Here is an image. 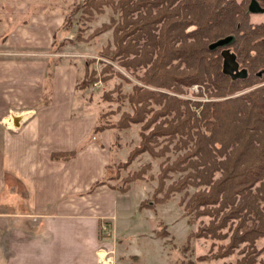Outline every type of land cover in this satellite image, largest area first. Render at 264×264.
<instances>
[{"label": "trees", "instance_id": "16d2710c", "mask_svg": "<svg viewBox=\"0 0 264 264\" xmlns=\"http://www.w3.org/2000/svg\"><path fill=\"white\" fill-rule=\"evenodd\" d=\"M239 4L237 0H83L69 11V19L64 17L63 25L71 23L79 11L88 16L106 8L112 11L110 22L98 28L101 33L112 29V40L100 55L106 60L100 63L104 68L86 69L78 88L111 79L114 72L108 60L121 61L122 67L141 74L136 76L141 85L132 84L126 94L119 89L115 98L111 91L104 93L105 100L117 102L120 109L128 105L129 110H123L115 122H99L92 129L96 135L140 124L138 145L114 168H126L143 153L166 157L157 189L164 195L156 203L183 193L180 203L188 223L209 218L194 235L219 241L228 238L213 257H227L238 250L236 264H264L258 262L260 253L255 250L264 239V90L220 99L233 89L221 90L217 85L219 80L242 81L226 80L214 47L221 36L230 34L225 31L239 16ZM180 65L185 68L179 70ZM193 83L205 85L208 101L179 96ZM254 83L255 79L249 85ZM149 87L173 90L174 95ZM174 174L177 177L166 185ZM140 177V172H134L124 180L130 183ZM103 183L104 178L96 181L89 192Z\"/></svg>", "mask_w": 264, "mask_h": 264}, {"label": "crops", "instance_id": "0c3cea01", "mask_svg": "<svg viewBox=\"0 0 264 264\" xmlns=\"http://www.w3.org/2000/svg\"><path fill=\"white\" fill-rule=\"evenodd\" d=\"M62 24L46 0H0V264H100L101 227L130 208L107 183L89 192L110 147L74 106L78 66L46 73Z\"/></svg>", "mask_w": 264, "mask_h": 264}, {"label": "rangeland", "instance_id": "374dc122", "mask_svg": "<svg viewBox=\"0 0 264 264\" xmlns=\"http://www.w3.org/2000/svg\"><path fill=\"white\" fill-rule=\"evenodd\" d=\"M82 1L46 0V8L62 15L63 19L65 16H68L67 19H69V11L76 3L81 4ZM237 1L241 3V6L244 5L240 11L245 12V2ZM111 14L112 11L109 8L104 9L101 14L94 13L92 16L79 11L71 17V23L65 26L62 24L61 33L58 38L56 36L57 43H54L51 49L48 48L50 49V61L46 71L47 75L52 74L53 68L57 65L70 62L78 66L76 93L73 97L74 106L78 112L82 110L89 111L97 125L99 122L111 124L120 117L123 110H129L128 105H124L120 109L117 102L105 100V92H113L111 96L115 98L118 89L126 94L131 91L132 84L141 85L136 77H141L139 72L133 74L130 70L121 66L123 62L118 60L110 62L108 60L107 65L111 66L114 72L111 79L105 82L98 79L85 89L77 87V83L86 69L88 71L92 69L99 71L104 68L100 63L106 60L100 55L112 40V29L101 33L98 28L110 22ZM242 14L238 12L239 16L235 23L230 25L225 33H233L235 24L243 20ZM187 43L189 42L187 41ZM51 53H57L61 56H50ZM92 60L95 63L87 65V62ZM172 64L176 65L177 61L174 60ZM184 68V65L179 66V70ZM49 78H47L46 83L47 89ZM222 81H217L218 87L221 90L233 89V92L220 99L240 96L258 88L264 90L262 80L259 79H255V83L251 85H249L250 80L237 81L232 84ZM148 89L174 95L171 93L173 90L169 91V89L155 87H149ZM183 91L179 96L190 101L204 102L209 100L205 85L201 83H193L184 88ZM44 101H49L48 94L41 98L38 106H43ZM100 116H102V121ZM139 132L140 124H132L128 129H106L104 133L103 141L106 143V148L110 147L109 168L107 167L105 172L104 182L111 187L113 186L119 192L129 194L127 198L129 199L130 208L119 214L117 213L116 228L115 225L110 226V224L101 227L99 252L104 251L103 256L99 253L102 258L100 264H102V260H106L104 264H236V261L240 258L238 250L227 257H213L218 250V246L226 244L228 238L219 241L197 238L194 235L202 223H208L209 218L203 217L193 223H188L183 204L180 203L183 193H174L168 200L156 203V199L162 198L164 195V192L159 193L158 191L159 172L161 166L167 161L166 157L153 158L149 154L143 153L126 168H114L116 164L124 162L129 152L138 145ZM99 135L100 133L94 135L92 141H100ZM169 156L172 157L170 154ZM134 172H140L141 177L130 183L124 180ZM176 177L177 174H174L171 178L166 179V185L170 184ZM192 190L190 189V191ZM140 200L142 204L140 203L139 209L141 210H138L136 206ZM227 229H224L223 232H226ZM140 233L143 235L140 236ZM255 250L260 253L257 257L258 262L264 261V239L256 243ZM199 257H205V259L199 260Z\"/></svg>", "mask_w": 264, "mask_h": 264}, {"label": "flooded vegetation", "instance_id": "af4514ba", "mask_svg": "<svg viewBox=\"0 0 264 264\" xmlns=\"http://www.w3.org/2000/svg\"><path fill=\"white\" fill-rule=\"evenodd\" d=\"M245 2L246 10L242 21L235 24L233 33L219 38L230 37L228 43L216 47L220 58V72L231 80H262L264 86V0H241ZM253 2L252 10L249 9ZM240 8L241 3L239 4ZM218 40V41H219ZM227 50L231 55V73L222 71V52Z\"/></svg>", "mask_w": 264, "mask_h": 264}, {"label": "water", "instance_id": "95a60500", "mask_svg": "<svg viewBox=\"0 0 264 264\" xmlns=\"http://www.w3.org/2000/svg\"><path fill=\"white\" fill-rule=\"evenodd\" d=\"M252 6H253V2L249 6V9L250 10H252ZM229 40H230V37L224 38L222 40H219V41H217L214 44V47L222 46V45L228 43ZM230 56L231 55L229 54V52L227 50H225V51L222 52V57H223L222 71L225 74H230L231 73V70H232V68H231V62H232L231 60L232 59L230 58Z\"/></svg>", "mask_w": 264, "mask_h": 264}, {"label": "bare ground", "instance_id": "6f19581e", "mask_svg": "<svg viewBox=\"0 0 264 264\" xmlns=\"http://www.w3.org/2000/svg\"><path fill=\"white\" fill-rule=\"evenodd\" d=\"M99 253H100L101 256H103V251H100Z\"/></svg>", "mask_w": 264, "mask_h": 264}]
</instances>
